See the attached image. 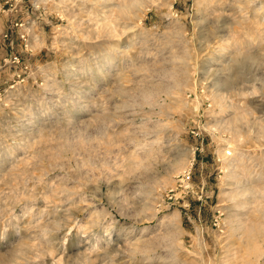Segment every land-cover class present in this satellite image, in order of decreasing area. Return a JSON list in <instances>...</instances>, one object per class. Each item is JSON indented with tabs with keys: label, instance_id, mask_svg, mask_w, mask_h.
<instances>
[{
	"label": "rangeland",
	"instance_id": "374dc122",
	"mask_svg": "<svg viewBox=\"0 0 264 264\" xmlns=\"http://www.w3.org/2000/svg\"><path fill=\"white\" fill-rule=\"evenodd\" d=\"M0 264H264V0H0Z\"/></svg>",
	"mask_w": 264,
	"mask_h": 264
}]
</instances>
